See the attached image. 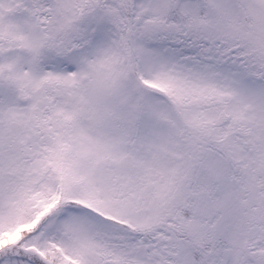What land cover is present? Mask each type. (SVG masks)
Segmentation results:
<instances>
[{
  "label": "snow or ice",
  "instance_id": "1",
  "mask_svg": "<svg viewBox=\"0 0 264 264\" xmlns=\"http://www.w3.org/2000/svg\"><path fill=\"white\" fill-rule=\"evenodd\" d=\"M0 264H264V0H0Z\"/></svg>",
  "mask_w": 264,
  "mask_h": 264
}]
</instances>
